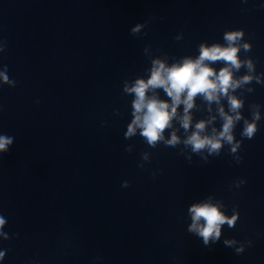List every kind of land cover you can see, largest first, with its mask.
<instances>
[{"label": "clouds", "instance_id": "1", "mask_svg": "<svg viewBox=\"0 0 264 264\" xmlns=\"http://www.w3.org/2000/svg\"><path fill=\"white\" fill-rule=\"evenodd\" d=\"M147 21L145 22V24ZM145 24H136L131 28L132 35L138 34ZM244 37L243 30L236 32H225L223 39L226 46L213 44L210 47L201 44L199 46V55L196 58L185 57L182 61L172 63L170 66L160 59H154L150 70L149 77L145 79H136L134 84L129 87L125 84L124 91L134 94L132 101V120L127 126V131L124 133L125 139H128L137 134L150 147H155L157 142L164 140V132L172 126V121L177 117V109L183 105V115L180 117L181 126L185 131L191 127V109L194 107L195 99L202 96L209 103H219L220 97L224 96L228 100L230 112L235 115H229L221 106L219 114L223 119L222 130L218 133L213 129V135H202L207 123L210 121H199L195 124V131L184 140L185 145H190L192 151L199 153L201 150L207 149L209 154L219 155L223 144L231 145V153H236L241 146L242 140L236 141L233 131L237 122L243 118L239 109L242 108V103L236 97L230 95V91H235L241 84H247L252 77L245 75L240 79H235L233 70L239 71L241 66H245L249 72L254 70L251 60L242 61L238 53L241 51V45L238 43ZM251 45L247 42L243 43L242 49L247 52ZM223 62L222 67L218 72L211 66L212 63ZM7 66L3 71H0V81L9 86H15V81L10 80L8 76ZM257 83H261L257 78ZM157 89H163L167 97L170 98V103L167 100H161L156 94ZM153 93L149 95V93ZM38 102V101H37ZM213 119H215L213 117ZM261 120L259 111L252 114V119H243L242 138L252 139L258 131V121ZM166 145L175 146L180 142L179 137L175 132H172L171 138L164 141ZM14 137L6 134H0V154H6L10 145H13ZM130 152V148L125 149ZM241 157L236 159L237 163L241 161ZM148 160V154H142V161ZM205 162L207 158L205 157ZM138 167L143 168L144 164L140 162ZM245 181L241 180L240 184ZM129 181L125 180L122 187H128ZM192 223L188 229L189 232L198 234L203 239V243L208 245L209 240L218 241L221 236V226L227 224L230 228L235 227V220L239 218L237 213H234L232 218L225 216L221 211V206L211 202L193 204L189 208ZM8 223L6 218L0 214V237L3 240H9V234L3 229ZM225 245H233L235 240H225ZM251 245V242H249ZM8 250H0V261H3ZM243 246L236 249V253H243Z\"/></svg>", "mask_w": 264, "mask_h": 264}]
</instances>
